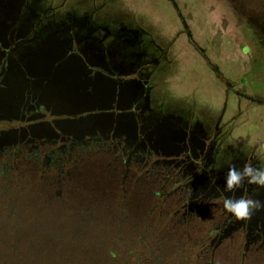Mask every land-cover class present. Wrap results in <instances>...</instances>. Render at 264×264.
<instances>
[{"label":"rangeland","instance_id":"obj_1","mask_svg":"<svg viewBox=\"0 0 264 264\" xmlns=\"http://www.w3.org/2000/svg\"><path fill=\"white\" fill-rule=\"evenodd\" d=\"M48 1L60 17L53 34H48L50 22L40 37L23 28L10 33L1 28L0 15V116L34 114L38 102L52 112L84 114L76 119L81 126L125 118L142 134L181 132L188 143L201 145L215 181L232 164H264V0ZM83 13L90 18L78 20ZM127 27L141 30V46L127 39L128 32L127 38L122 35ZM202 112L212 121V134L202 129ZM101 123L100 131L110 129V123ZM20 129L5 133L0 143L27 132ZM41 130L53 135L46 126ZM244 186L243 196L264 202V188ZM19 192L3 201L21 206L30 228H23L22 236L42 249L51 215L61 208L39 179L27 181ZM78 204H72L73 212ZM246 221L258 222L264 234V210ZM13 228L0 229V264L4 238L13 236Z\"/></svg>","mask_w":264,"mask_h":264},{"label":"trees","instance_id":"obj_2","mask_svg":"<svg viewBox=\"0 0 264 264\" xmlns=\"http://www.w3.org/2000/svg\"><path fill=\"white\" fill-rule=\"evenodd\" d=\"M0 6L1 28L10 33L23 28L40 37L47 22L52 25L48 34L56 33L54 22L60 17L48 0H0ZM89 18L90 13L77 16ZM132 29L121 33L126 37L128 32L126 38L141 46V30L132 34ZM35 106L34 114L0 116V138L19 128L27 131L0 143V212L7 214L0 215V229L14 226L13 236L8 233L4 238L8 242L4 264H264L261 240L245 248L246 229L238 227L223 236L220 224L225 215L215 214L214 201H205L190 215H177L181 195L173 204L163 203L171 187L167 181L172 172L164 167L168 156L150 153L144 162L136 161L121 137L97 128L105 121L111 126L110 118L99 119L95 127L81 126L76 119L84 114L52 112L38 102ZM63 117L71 125H60ZM44 126L52 129V136L42 132ZM38 179L44 193L61 208L57 215L48 214L50 223L59 227L45 225L42 249L22 236L23 228H30L28 215H20L21 206L3 201L17 198L27 181ZM75 201L79 204L73 212Z\"/></svg>","mask_w":264,"mask_h":264},{"label":"flooded vegetation","instance_id":"obj_3","mask_svg":"<svg viewBox=\"0 0 264 264\" xmlns=\"http://www.w3.org/2000/svg\"><path fill=\"white\" fill-rule=\"evenodd\" d=\"M171 105L174 107V110L175 108L178 110L180 107L179 104ZM186 111V109L183 111V113L188 114L184 115L185 119L186 117L188 118L186 124L191 125L190 113ZM193 114H195V112ZM203 115L206 114L202 112L199 121L202 125V129L206 134H212V121L206 116L202 118ZM122 120L123 118L113 120L111 126L109 125L111 128L109 130L121 137L124 147H127L126 152L130 151V148L132 149L129 153L132 158L134 157L136 161L144 162L146 155L150 153L156 155L161 153L168 156V160H166L167 162L164 167L172 172L171 180L169 179L167 181L168 185L171 187L170 190L167 191L168 193L167 197L164 199V204L170 202L172 204L175 203L173 198L181 195V198L178 199L180 203L178 209L179 213L177 215H190L192 211L200 210L205 201L209 203L214 201V203L217 204V207H215L217 208V213L215 214L225 215L224 223L220 224L223 225V236L229 235L231 231L241 227L243 230L246 229L245 231H247L245 248L257 244V240H261L262 243H260V246L264 247V234L260 233L258 229L259 225H257L258 222L237 221L223 210L222 197L225 195V193L221 191L223 179L215 181V177L210 174L209 159L206 157L200 144L193 146L192 143H188L185 138L186 134L181 132L171 134L167 132V134L163 131H156L142 134L132 129V120H129L131 122L125 118L123 121ZM107 126L108 124L105 127ZM128 130L131 131L128 132ZM244 187L243 185L242 188L233 195L235 197L243 196L245 193Z\"/></svg>","mask_w":264,"mask_h":264},{"label":"clouds","instance_id":"obj_4","mask_svg":"<svg viewBox=\"0 0 264 264\" xmlns=\"http://www.w3.org/2000/svg\"><path fill=\"white\" fill-rule=\"evenodd\" d=\"M245 183L255 185L257 189L264 188V164L253 166L251 162H247L241 168L232 164L223 177L221 191L225 195L222 197V207L227 214H230L237 221L249 220L255 212L264 210V202L258 199L251 196L235 197L233 195Z\"/></svg>","mask_w":264,"mask_h":264}]
</instances>
